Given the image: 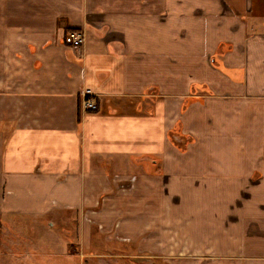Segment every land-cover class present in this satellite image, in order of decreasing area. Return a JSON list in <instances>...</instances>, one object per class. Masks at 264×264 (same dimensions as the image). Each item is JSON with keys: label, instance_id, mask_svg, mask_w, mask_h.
Returning a JSON list of instances; mask_svg holds the SVG:
<instances>
[{"label": "crops", "instance_id": "0c3cea01", "mask_svg": "<svg viewBox=\"0 0 264 264\" xmlns=\"http://www.w3.org/2000/svg\"><path fill=\"white\" fill-rule=\"evenodd\" d=\"M65 213L82 256L264 264V0H0V218Z\"/></svg>", "mask_w": 264, "mask_h": 264}, {"label": "rangeland", "instance_id": "374dc122", "mask_svg": "<svg viewBox=\"0 0 264 264\" xmlns=\"http://www.w3.org/2000/svg\"><path fill=\"white\" fill-rule=\"evenodd\" d=\"M171 134L175 140L180 137L177 132L173 131ZM184 141L183 137L181 144ZM117 183L120 185L121 181L117 180ZM59 212H56V215ZM83 213L84 216L85 211ZM63 215V221L67 220L66 222L69 223L61 222V215L53 222L47 217L24 218L25 221H18V223L15 222L17 219L14 217L8 219L9 222L2 221L1 218L0 264H103L100 258L108 261L118 260L119 264H173L166 260V256L153 253L130 256L128 253L119 255L120 253L111 252L113 255L97 256L92 253L94 250L89 249L90 247L83 250L87 255L82 256L79 252L81 248H78L81 243H78L77 239L75 216L68 213ZM95 228L100 235L99 229L96 226ZM92 232L95 233V231ZM102 238L103 235L99 236L101 244L104 242ZM120 244L123 245V243ZM128 245L129 248L124 249L125 252L133 249L130 247L131 244Z\"/></svg>", "mask_w": 264, "mask_h": 264}, {"label": "built area", "instance_id": "2783aa9c", "mask_svg": "<svg viewBox=\"0 0 264 264\" xmlns=\"http://www.w3.org/2000/svg\"><path fill=\"white\" fill-rule=\"evenodd\" d=\"M85 39V34L82 29H68L64 36V43L72 48H79L82 46ZM99 95L89 87H85L81 91L80 107L86 111H92L98 109ZM115 180H120L119 185L122 189L134 187L136 176H128L126 178H120L115 175Z\"/></svg>", "mask_w": 264, "mask_h": 264}, {"label": "trees", "instance_id": "16d2710c", "mask_svg": "<svg viewBox=\"0 0 264 264\" xmlns=\"http://www.w3.org/2000/svg\"><path fill=\"white\" fill-rule=\"evenodd\" d=\"M0 221H1V218H0Z\"/></svg>", "mask_w": 264, "mask_h": 264}]
</instances>
